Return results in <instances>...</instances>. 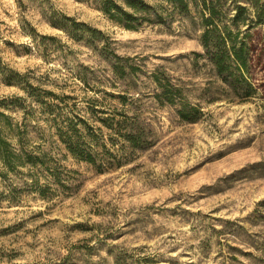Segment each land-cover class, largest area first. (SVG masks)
Here are the masks:
<instances>
[{"label":"rangeland","instance_id":"1","mask_svg":"<svg viewBox=\"0 0 264 264\" xmlns=\"http://www.w3.org/2000/svg\"><path fill=\"white\" fill-rule=\"evenodd\" d=\"M258 29L255 87L239 100L197 55L193 7L127 29L87 0H0V110L19 132L16 147L44 160L0 163V264H264V23ZM155 71L200 104L195 122L155 97ZM121 113L138 118L147 147L118 135L107 117ZM77 118L96 166L58 139L57 126Z\"/></svg>","mask_w":264,"mask_h":264},{"label":"trees","instance_id":"2","mask_svg":"<svg viewBox=\"0 0 264 264\" xmlns=\"http://www.w3.org/2000/svg\"><path fill=\"white\" fill-rule=\"evenodd\" d=\"M87 1L94 4L107 18L127 29H136L143 25L167 24L172 22L174 13L184 16L188 14L191 7L195 8L201 26L199 41L203 50L197 55L202 56L210 65L214 75L227 85L230 95L239 100H245L252 94L255 86L250 69L259 63L255 60L261 41L258 27L264 23V5L260 4L261 0H230L228 5L225 4L226 0H162L163 3H150L147 0ZM164 3L166 6L163 5ZM67 19L71 22V27L80 30L77 22L72 18L67 17ZM59 27L66 29L61 25ZM87 32L94 36L99 34L96 29L91 28H87ZM151 79L155 88L158 89L155 97L173 107L181 121L195 122L202 115V107L199 103L188 101L183 86L171 83L169 79L163 78L162 74L159 75L156 71L152 73ZM118 97L122 102L126 99L124 94H119ZM212 100L214 98L210 101ZM2 103L3 101L0 100V106ZM89 108L92 114L96 112L94 106L89 105ZM121 114L123 120L107 117L111 125L118 124L123 127L118 135L122 136L124 142L131 148L147 147L149 142H147L144 128L139 125L138 118ZM9 118L0 110V163L2 166L12 170L23 164L43 165V158L16 147V144L12 142L13 137L19 132L16 129L12 131ZM65 121L63 125L56 128L60 142L75 159L96 166L97 152L90 144V138L87 139L81 135L76 127L78 123L82 124L85 121L81 118ZM18 141L20 145V140ZM102 163L101 159L97 166L99 169ZM1 175L0 170V177ZM39 194H43L40 188ZM115 262L120 264L118 257H115Z\"/></svg>","mask_w":264,"mask_h":264}]
</instances>
